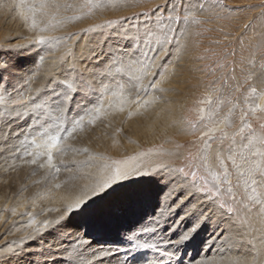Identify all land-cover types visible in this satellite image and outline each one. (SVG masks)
I'll list each match as a JSON object with an SVG mask.
<instances>
[{
  "label": "snow or ice",
  "instance_id": "6c2138e0",
  "mask_svg": "<svg viewBox=\"0 0 264 264\" xmlns=\"http://www.w3.org/2000/svg\"><path fill=\"white\" fill-rule=\"evenodd\" d=\"M129 5L130 0H17L8 5L18 10L25 23L30 22L36 35L26 45L11 40L7 47L0 45V155L12 153L15 142L20 141L25 146L24 156L31 157L26 163L48 170L41 180H57L62 169L69 175L48 189L66 193L62 209H56L61 214L55 219L37 220L43 209L21 213L29 217L30 231L18 243L0 245V264H80L81 250L97 244L100 247L94 255H114L119 264H216L198 257L200 250L208 247L211 251V245L218 241L221 249L242 254L243 258L235 257L231 264H264V40L255 45L262 54L258 70L255 52L247 60L252 70L244 78L247 88L242 102L240 97L235 102L230 97L221 99L217 95L221 88L216 87L198 101L204 107L198 109L197 120L181 118L187 133L196 137L192 141L196 152L184 157L186 163L140 171L124 161L109 164L110 158L88 154L87 148L73 149L88 154L85 161L72 165L63 159L59 164L54 162L57 155L69 150L65 140L74 139L86 125L103 121L108 109L125 112L133 106L139 109L159 103L162 98L156 95L143 97L148 96L149 89L165 91L155 77L176 41L174 25L181 26L182 35L188 25L202 23L197 17L204 10L200 0H181L179 7L176 0H162L146 11L81 29V33L97 36L88 55L76 59L69 48L56 62L58 70L49 74L43 92L37 89L38 95H20L24 87L20 82L28 75L25 64L39 56L41 46L60 40L42 33L90 16L97 9ZM214 6L227 8L223 0H216ZM70 10L79 14L64 15ZM259 15L264 17V0ZM74 35L69 33L67 38ZM105 81L114 82L116 89ZM13 93L18 98H13ZM109 93L111 99L105 106L99 97ZM225 103L231 106L223 118H218ZM237 108L239 125L228 133L225 129L231 127ZM94 160L97 163L92 165ZM210 162H215L219 171L210 170ZM229 163L238 177L235 187H243L242 198L233 190ZM85 167L95 171L81 175ZM81 179L89 182L79 184ZM30 203L35 206L36 199L31 198ZM145 207L151 210L141 215ZM11 211L16 215L14 208ZM114 232L117 240L97 238ZM204 233L208 237L201 242ZM105 243L112 246L105 248ZM197 244L198 251H189ZM98 264L105 262L101 259Z\"/></svg>",
  "mask_w": 264,
  "mask_h": 264
},
{
  "label": "rangeland",
  "instance_id": "374dc122",
  "mask_svg": "<svg viewBox=\"0 0 264 264\" xmlns=\"http://www.w3.org/2000/svg\"><path fill=\"white\" fill-rule=\"evenodd\" d=\"M15 1L17 0H0V16H2V14L10 18H12L13 16L12 20L20 17L18 15V12H16V8L8 7V5L10 4L14 5L16 3ZM69 2H73V0H69ZM75 2L79 3L81 2V0H75ZM161 2L162 0H130L129 6L97 9L90 16H85L80 20H74L62 26H57L55 29H53V31L50 30V32L47 31L45 33H42L43 35L47 36L57 35L56 37L60 38V43L58 42L48 46H41L43 50L40 51V53L46 54L47 51L48 53L52 52L55 55V61L58 62V58H60L69 48L72 47L71 49L74 53L75 58L79 59L81 57V55L79 54H84L85 56L88 55V52L84 50V45L86 43H92L91 41L97 38L94 33H81V29H86L97 24H103L106 20H118L120 17L130 16L135 12L146 11L152 8L154 4ZM200 2L204 4V10L203 12H198L197 17L202 21V23L199 25H188L186 31H183L182 35L181 26L174 25V27L177 28L176 41H174V44L170 46L172 49L171 53L163 61L162 67L159 68V74H157L155 77V82L159 83V86L161 88L163 87V89L165 88L166 91H163L162 95L161 92H155L157 93L156 95L158 97H161L163 99L160 100L165 101V99L167 98L166 101L171 103L178 102L181 107L180 114H177L175 116L177 119L174 117L173 120L175 121L172 120L170 123L171 128L169 130H166V133H162L160 132V129L162 128L158 126L155 128L157 131L154 129L149 133V131L146 130L148 131V134L147 132H145L141 135L138 133L137 136H127V129L123 128V124L125 122V117L129 116V110L133 112V115L135 116H143L145 110H147V107H150L151 105H148L144 109H137L136 106H133L131 109H127L128 111L122 113L123 115H121L120 120H116V118L120 115L119 112L114 113L112 109H109L112 110L110 112L113 113L111 114L109 112V115L103 121H98L95 126L86 125L83 132L78 131L76 135L74 134V139L69 138L65 140L63 144L64 146H67L69 150L63 155H57L54 161L55 163L59 164L61 159H63L65 163L69 165H72L74 161H83L86 155L88 156V154H84L82 152L77 153L73 151V149H84V147L82 146H77V143L84 140L86 136H90V131L93 132V129L98 127L101 128L103 132L105 131L107 133L111 131L114 132V134L120 135L122 142L124 141V144L130 146L132 145L134 146V149L136 148L135 151L134 149H132V151L130 152V148H128V146L121 147L122 152L120 154H110L107 152L102 153V155H105L104 157L107 156L108 158H110L107 160L109 164H111L113 160H121L126 162V164L128 162V166L132 164L130 162L134 161V165L136 163L137 165L140 164V169H143L144 171L152 170L154 169L152 167L156 168V165H181L186 163L184 157H186L189 152H196V146L192 144V141L195 140L196 137L187 133L185 125L181 123V118L191 121L197 120L198 109L200 107H204V105L199 104L198 101L204 99L211 93V90L216 87L221 88V92L217 94L220 95L221 99L226 100L230 97L235 102L236 98L240 97L242 102V93H245V89L247 88V84L244 83V78L246 73L252 70L247 64V60L250 59L251 54L255 52L257 66L256 70H258L259 64L261 63L262 54L258 49L255 48V45L259 41L264 40V17L259 15L261 0H223V4L227 6V8L214 6L216 4V0H200ZM176 3L179 7L181 0H176ZM235 6H239L238 10H228ZM249 6L255 7L250 8ZM73 14L78 15L79 13H74L71 10L64 13V15L67 16H72ZM7 17L5 19H7ZM37 20L39 21V24L42 23L40 18ZM0 22H2L1 19ZM246 23L250 25V27H248L247 29H245L244 27ZM2 24L4 23L0 24L1 32L5 31L6 33H8V31L4 29L5 24ZM41 26H43V24ZM31 33L32 37L36 35L34 31H32ZM69 33H75L76 35H74L72 39H68L67 35ZM169 34L171 35V33ZM31 36L30 39H32ZM90 36L93 38H91ZM180 58L183 60H181ZM69 59L71 60L70 57ZM27 63L30 65V69L33 70L32 74H34V71L37 72L40 68L37 67L35 58L29 60ZM157 63H160V61L157 60ZM55 69L58 70L57 64L53 69V73L57 72V70ZM233 77H235V79H233ZM32 79L33 80L31 84L33 86L34 83L37 82V75H35V77H33ZM49 79L50 76H47L45 78V82H42V85L43 83L47 84ZM61 79H63L62 76ZM225 81L227 83H225ZM122 82L123 81H121V83ZM105 83H111V87L113 88V90L116 89V85L114 82L105 81ZM177 83H179V86L177 85ZM240 85H242V87L240 88V92H236V88ZM171 87L172 89H170ZM40 89V92H43L44 86H42ZM176 90H178V92ZM148 91H150L148 92L149 95L146 96V98L143 97V99H150L151 97H153V94L155 95L152 89H149ZM171 92H175V95ZM159 93L161 96L159 95ZM169 93L171 94L169 95ZM168 96L171 100L168 98ZM102 97H104V99L106 98V101H108V99H111V94L109 93L107 96ZM213 98L215 99V96ZM173 99L176 100V102ZM114 101L115 100H113V102ZM114 103H118L117 100ZM230 106L231 105L225 103L220 109L218 118H223ZM214 107L215 105H213V108ZM135 112L137 113V115ZM74 114L75 113H69V116ZM238 125L239 108H237L235 115L232 117L231 127L226 128L225 131H227L228 133H233L236 131ZM80 133L82 138L78 136ZM197 135H199V133H197ZM120 144L122 145V143ZM177 145H180V147L177 148ZM125 149L126 151H124ZM13 151L14 152L12 153L4 152L2 155H0V159L2 158L0 164L6 160H9V157L11 156L14 157V159L12 158V161L19 162V160H21L22 158L19 155V151ZM72 153H74V155ZM75 155L84 157L77 158ZM4 157L6 160L4 159ZM139 157L142 158L139 159ZM214 164L215 162H210V170L219 171L217 165ZM21 166H19L17 169H14L13 171L9 170L6 173H0L1 229L3 228V223H6V225H8V223L6 222L8 221V217L6 218L4 214H11V210L13 208L16 211V215H19L18 217L22 216L24 218L23 221H25L26 219L25 222L21 221L22 223L18 222V224L27 223L29 217L27 215L23 216L20 214L24 212L34 213L37 207L47 205L50 202V200L48 199V189L52 188V185L54 183L63 180L68 175V172L65 173L66 171L64 172V170L62 169L57 180H48L47 182H45L41 180V178L45 176L46 171L40 169L37 165H35L34 167L32 165ZM228 167L232 172V176L230 177V179L234 186L233 190L238 197H241L243 187H235L238 177L235 170L232 169L230 163L228 164ZM33 173L35 174L33 175ZM201 173L205 175L209 181L212 180V177L208 175V173H205L203 171V168H201ZM35 181H41V183L37 184L35 183ZM37 193L40 194L39 197L36 196ZM40 197H43V199H41ZM31 198L36 199L35 206H32V204L30 203ZM11 225L15 226V224ZM4 233V230L0 232V242L2 243V245H9L7 242L9 233Z\"/></svg>",
  "mask_w": 264,
  "mask_h": 264
},
{
  "label": "bare ground",
  "instance_id": "6f19581e",
  "mask_svg": "<svg viewBox=\"0 0 264 264\" xmlns=\"http://www.w3.org/2000/svg\"><path fill=\"white\" fill-rule=\"evenodd\" d=\"M14 1V0H13ZM12 2V1H11ZM17 2V1H15ZM10 4V3H9ZM14 8V7H13ZM17 10V9H16ZM15 10V11H16ZM2 12V11H1ZM7 12V11H5ZM18 12V10L16 11ZM9 16V15H8ZM16 16V15H15ZM7 16L2 14V16H0V19L2 20L1 23H4L5 26H4V29H6L8 31V33H6L5 31L4 32H1V29H0V45L4 46V47H7L8 44H7V41L11 40L13 43L15 44H21V45H26L28 43L30 39V36L32 35V30L29 28V23H25L21 17H18V18H15L14 20L13 19V16L12 18L10 17H7V19H5ZM39 16H37V19ZM22 20V22H21ZM38 21V20H37ZM39 23V21H38ZM41 23V21H40ZM2 24V25H4ZM42 25V23H41ZM64 28V27H63ZM67 28V27H66ZM61 29V28H60ZM59 29V30H60ZM58 30V29H57ZM53 31V30H52ZM65 31V30H64ZM50 32V31H49ZM60 32V31H59ZM35 33V32H34ZM54 33V32H53ZM56 34V32H55ZM60 34V33H58ZM34 35V34H33ZM57 36V35H56ZM91 37V36H90ZM32 38V36H31ZM93 38V37H91ZM96 39H93L91 42L92 43H86L84 45V50H86L88 52V48L89 47H94L95 46V42H96ZM86 41V40H85ZM60 43V42H59ZM60 45V44H59ZM83 45V44H82ZM81 45V46H82ZM87 46V47H86ZM58 47V46H57ZM72 48V47H71ZM49 49V48H48ZM51 49V48H50ZM53 50V49H52ZM56 50V49H55ZM54 50V51H55ZM58 50V49H57ZM51 51V50H50ZM76 51V50H75ZM78 51V50H77ZM61 54V53H60ZM79 55H82V54H79ZM84 55V54H83ZM39 56H43L44 57V60L43 61H40L39 59ZM39 56H36L35 57V61H36V64H37V67L39 68L37 72L34 71V74L33 73V70L30 69V65L28 63L25 64V72L28 73L27 76L24 77V79L20 82L21 84H24V87L23 89L20 91V95L21 96H24V97H27L28 95L30 94H37V89L41 90L40 88L42 86H44L45 84L43 83L42 85V82L44 81L45 82V78L47 76H50L49 74L50 73H53V69L56 67V61H55V55L52 53V52H49L47 51V53H40L39 52ZM71 58V57H70ZM79 58V57H77ZM59 59V58H58ZM72 59V58H71ZM181 59V58H180ZM70 60V59H69ZM183 60V59H181ZM180 62V61H179ZM178 62V63H179ZM182 62V61H181ZM177 64V63H175ZM36 66V65H35ZM178 67V66H177ZM35 68V67H34ZM31 70V72H30ZM57 70V69H55ZM177 70V69H176ZM178 72V71H177ZM35 75H37L38 79H37V82L34 83V85L32 86V78L35 77ZM174 75V74H173ZM176 76V75H175ZM174 76V77H175ZM29 77H31V79H29ZM160 77V76H159ZM172 77V78H174ZM61 78V77H60ZM171 78V77H170ZM177 78V77H176ZM179 79V78H178ZM177 81V80H176ZM178 82V81H177ZM13 83H16L15 81H13ZM123 83V82H122ZM167 83V82H166ZM177 85L179 86V83H177ZM181 85V84H180ZM112 86V85H111ZM172 86V85H171ZM174 86V84H173ZM170 87V86H169ZM181 87V86H180ZM163 88V87H162ZM179 88V87H178ZM182 88V87H181ZM165 89V88H164ZM172 89V87L170 88ZM174 89V88H173ZM169 90V89H168ZM167 90V92H168ZM11 91V90H10ZM178 92V90H176ZM175 91V92H176ZM150 92V91H148ZM166 92V91H165ZM173 92V91H172ZM171 92V93H172ZM175 92L172 93L175 95ZM181 92V91H180ZM155 93V92H154ZM169 93V95L171 94ZM157 93H155L156 95ZM149 95V94H148ZM154 95V94H153ZM160 95V93H159ZM161 95H162V92H161ZM160 95V96H161ZM177 95V93H176ZM110 96V95H109ZM151 96V94H150ZM157 96V95H156ZM182 96V95H181ZM14 97H17L16 96V93H13V98ZM164 97V95H163ZM166 97V96H165ZM180 97V96H179ZM178 97V98H179ZM146 98V96L144 97ZM150 98V97H148ZM152 98V97H151ZM150 98V99H151ZM169 98V96H168ZM173 98V97H172ZM99 99L105 103V106L107 104V101H106V98L104 99V97L100 96ZM167 99V98H166ZM165 99V101H166ZM170 99V98H169ZM163 100V99H162ZM160 100L159 103L157 104H150L151 106L150 107H147V110H145L143 116H135V115H131V116H126L125 117V122L123 124V128L127 129V136H137L138 133L141 135V134H144L145 132H147L148 134V131L150 133V131H153L156 127L160 126V132L164 133L166 130H169L171 128L170 126V123L171 121L173 120V118L177 115V114H180V111H181V107H180V104L178 102H176V100H174L176 103H171V102H168V101H162ZM171 100V99H170ZM116 101V100H115ZM114 101V102H115ZM180 101V100H178ZM183 101V100H182ZM113 102V103H114ZM118 102V101H117ZM173 102V101H172ZM137 108V107H136ZM135 108V109H136ZM141 109V108H140ZM144 109V108H142ZM109 110V109H108ZM114 113H117L118 111H115L114 109H112ZM112 110H109L112 111ZM128 111V110H126ZM130 111V110H129ZM138 111V110H137ZM140 111V110H139ZM113 112H110L111 114ZM123 112H119V116L116 118V120H120L121 119V115ZM133 113V112H132ZM136 113V112H135ZM139 114V113H138ZM137 115V113H136ZM114 116V115H113ZM180 116V115H178ZM176 118V117H175ZM124 119V118H123ZM177 119V118H176ZM175 121V120H173ZM51 123V121H50ZM108 125V124H107ZM106 125V126H107ZM100 127V126H99ZM88 129V128H87ZM148 130V131H146ZM156 130V129H155ZM53 131L55 132V130L53 129ZM116 131V130H115ZM157 131V130H156ZM159 131V130H158ZM118 132V131H117ZM116 132V133H117ZM159 132V133H160ZM166 133V132H165ZM76 135V133H75ZM125 135V134H124ZM81 137V133L78 135ZM123 137V136H122ZM82 138V137H81ZM155 138V137H154ZM24 137H21V140H23ZM28 139H31V137H29ZM127 140V139H126ZM130 141V140H129ZM124 142V141H123ZM122 142V139L120 137V135H117V134H114V132H103V130L101 128H98L96 127L95 129H93V132L90 131V136H86L84 138V140L82 141H79V143H77V146H82L84 148H87L89 150L88 154H91V155H101L102 153L104 152H107V153H110V154H120L122 151H121V147H127L130 148V152L132 151V149H134V146H130V145H127V144H124ZM127 142V141H126ZM122 143V145L120 144ZM16 144V147L14 150L19 151V155L22 157L21 160L18 161H12L14 159V157H9V160H6L5 157L4 159L7 161H4L0 164V173L1 172H7V171H13L14 169H17L19 166L21 165H28L30 166V164L26 163V160H30L31 157H26L24 156V150H25V146L22 145L20 143V141H16L15 142ZM120 144V145H119ZM134 145V143H133ZM139 147V146H138ZM22 149V150H20ZM136 149V148H135ZM134 149V151H135ZM126 151V149L124 150ZM14 152V151H13ZM129 152V150H128ZM74 155V153H72ZM126 154V153H125ZM9 155V154H8ZM12 155V154H11ZM123 155V154H122ZM7 156V155H6ZM77 158H79L80 156L79 155H75ZM105 156V155H103ZM113 156V155H112ZM150 156V155H149ZM81 157H84V156H81ZM80 157V158H81ZM107 157V156H106ZM145 157V156H144ZM13 158V159H12ZM114 158V157H113ZM121 158V156H120ZM142 158V157H141ZM139 157V159H141ZM2 159V158H1ZM0 159V161H1ZM11 159V160H10ZM20 159V158H18ZM138 159V160H139ZM145 159V158H144ZM147 159V158H146ZM87 160V155L86 157L84 158L83 161ZM149 160V159H148ZM69 161V160H68ZM121 161V160H120ZM154 161V160H153ZM110 162V161H109ZM137 162V161H136ZM92 165H95L97 163V161H92L91 162ZM108 163V162H107ZM132 163V164H130ZM128 165V167L130 168H135V169H138L140 171H144L143 169L141 170L140 167L141 165L137 163L134 165V161L133 162H130ZM128 164V162H127ZM160 165V164H159ZM215 165V164H214ZM33 167L35 165H32ZM38 166V164H37ZM22 167V166H21ZM157 167V165H156ZM216 167V166H215ZM24 168V167H23ZM152 168H155V167H152ZM151 169V168H149ZM44 171H48L47 169H42ZM19 171V170H18ZM94 172L95 171V168L94 167H85L83 169H81V175H84V174H87L88 172ZM65 172V171H64ZM67 173V172H65ZM4 174V173H3ZM69 175V173H67ZM1 175V174H0ZM89 181L87 179H81L78 181L79 184H86L88 183ZM66 195V193L63 191V190H55L53 189L51 192L48 193V199L50 200V202L47 204V205H44L42 207H35L36 210L34 211V213H39L41 212V210L43 209V215H37L36 216V219L37 220H42L44 219L45 217L48 218V219H55L57 218L61 212L59 211H56V209H62V204L65 202L62 197H64ZM33 206V205H32ZM52 209L51 212L48 211V209ZM30 210V209H29ZM151 210L150 207H145L142 211H141V215H146L147 212H149ZM1 215V214H0ZM6 218L8 219V221H6L8 223V225H6V223H3V228L1 229V225H0V232L4 230V232L6 233H9L8 234V244L9 245H12L14 242L18 243L20 241V239L25 236L29 231L30 229L27 227V223H24V224H18L19 223H22V222H25L23 221V217H18L19 215H13L12 213L9 214V215H5ZM24 216V215H23ZM5 219V220H7ZM28 219V218H27ZM4 221V220H3ZM22 221V222H21ZM5 224V225H4ZM11 224H15L14 225H11ZM4 233V234H5ZM5 237V236H4ZM208 237V233H204L199 239L200 241L202 242L204 239H206ZM98 239H101V240H104V239H108V240H117L118 239V236L115 235V232L108 236V237H97ZM2 239V238H1ZM4 239V238H3ZM211 242L209 241V244ZM5 244V243H3ZM0 245H2V243L0 242ZM105 248H108V247H111L112 245L110 244H107L105 243L103 245ZM100 245H93L92 248H83L81 251L83 253V255L79 258V261H80V264H98V261L103 259L105 264H119V260L114 258V255H110V256H101L98 252L94 255V251L99 248ZM199 250V244H197L196 246H194V248L190 249L189 251H198ZM201 251V255L200 257H198V259H207L208 261H215L216 264H231V260L235 257H241L243 258L242 254L240 252H237L236 250H232V251H228L226 249H221L220 248V242L218 241L216 245H211V251L208 250V247H204ZM122 255V254H121Z\"/></svg>",
  "mask_w": 264,
  "mask_h": 264
}]
</instances>
